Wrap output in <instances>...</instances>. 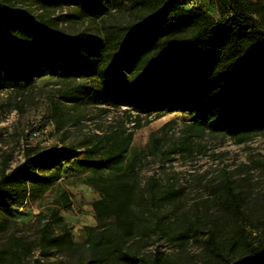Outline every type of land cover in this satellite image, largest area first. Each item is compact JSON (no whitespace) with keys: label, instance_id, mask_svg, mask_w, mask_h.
<instances>
[{"label":"trees","instance_id":"obj_1","mask_svg":"<svg viewBox=\"0 0 264 264\" xmlns=\"http://www.w3.org/2000/svg\"><path fill=\"white\" fill-rule=\"evenodd\" d=\"M114 0H0V73L13 90L31 87L43 75L67 79L95 78L106 85L114 101L134 103L140 110L128 132L100 138L86 150L101 158L83 166L96 173L112 172L121 164L141 128L142 116L153 120L177 111L188 113L198 134L207 130L230 134L242 141L264 133V15L262 0H213L219 17L213 20L183 0H147L145 14L116 37L75 36L58 30L54 18L32 15L21 4L40 10L73 8L101 18ZM95 96L96 91L90 90ZM62 100L79 105L83 96L70 89ZM57 114V112H56ZM160 150L154 140L153 152ZM74 150L58 147L24 149L23 161L0 172V209L9 210L37 197L59 179L58 164L72 158ZM84 183L99 194L92 203L99 225L86 227V239L75 243L70 228L52 211L39 230L38 249L45 259L37 264H164L159 252L144 253L152 237H166V224L157 207L168 202V189L152 180L146 205H139L137 160L125 173L89 177ZM223 209L241 215L243 199L229 180L217 185ZM61 205L70 206L66 194ZM105 222V225H101ZM56 229L59 233H56ZM136 240L134 245L128 244ZM138 245V246H136ZM247 254L224 261L211 235L208 249L214 261L224 264H264V235L257 246L247 244ZM22 240L0 252V264L9 256L22 263ZM57 253V254H56Z\"/></svg>","mask_w":264,"mask_h":264},{"label":"rangeland","instance_id":"obj_2","mask_svg":"<svg viewBox=\"0 0 264 264\" xmlns=\"http://www.w3.org/2000/svg\"><path fill=\"white\" fill-rule=\"evenodd\" d=\"M146 1L114 0L101 18L73 8L42 11L31 4L20 6L34 16L54 18L58 30L65 34L105 39L120 35L127 25L139 21L147 12ZM183 1L188 9H202L213 20L219 17L213 0ZM258 20L264 27V15ZM70 89L82 94L79 105L62 100L61 94ZM139 112L134 103L114 101L108 87L95 78L63 80L46 74L27 89L13 90L0 73V172L20 164L28 146L74 150L71 159L57 165L56 182L23 205L0 209L1 253L19 238L23 244L21 264L59 260L60 255L45 259L38 249L39 230L50 220L51 212L61 216L75 243H83L84 228L100 224L92 209L99 194L84 180L125 173L134 160L140 184L138 207L146 205L140 198H148L152 180L160 190L168 189V202L157 207L147 204L162 216L166 237H152L142 252H159L164 264H224L247 254L245 240L248 245L260 243L264 235V133L237 141L223 132L198 134L194 120L184 111L157 120L141 114L143 126L134 131L127 153L114 171L96 173L82 165L101 158L99 153L88 157V148L104 136L131 130ZM154 140H160L156 153ZM225 180L243 199L241 215L226 212L221 197L214 193ZM62 194L68 196V208L61 205ZM211 235L221 248V263L214 261L208 249ZM2 264L13 263L7 255Z\"/></svg>","mask_w":264,"mask_h":264},{"label":"built area","instance_id":"obj_3","mask_svg":"<svg viewBox=\"0 0 264 264\" xmlns=\"http://www.w3.org/2000/svg\"><path fill=\"white\" fill-rule=\"evenodd\" d=\"M33 135H34V136H36V134H35V133H34Z\"/></svg>","mask_w":264,"mask_h":264}]
</instances>
